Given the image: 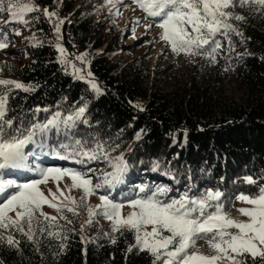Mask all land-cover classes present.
<instances>
[{
	"label": "trees",
	"instance_id": "16d2710c",
	"mask_svg": "<svg viewBox=\"0 0 264 264\" xmlns=\"http://www.w3.org/2000/svg\"><path fill=\"white\" fill-rule=\"evenodd\" d=\"M34 2L41 8L58 10L61 18H67L62 28V43L69 53H89L90 70L104 94L96 96L84 81L66 74L57 63L56 49L46 43L54 39V33L43 17L28 28L11 23L4 26L9 47L0 50V67L10 68L5 67L0 78L38 87L30 93L17 90L10 97L9 105L14 110L10 116L24 117L27 122L36 107L56 111L58 106L67 114L86 100L91 126L80 125L78 136L89 139L98 136L113 146L119 145L113 155L123 152L131 166L126 186L113 193L117 200L130 195L134 185L141 182L169 184L180 191L191 184L194 191L218 188L225 194V209L229 210L240 193L253 195L258 191L256 185L246 184L243 178L264 176V15L237 7L235 11L246 17V22H238L245 43L233 37L236 47L229 54L225 41V51L214 65L201 57L181 55L185 59L183 63H189L190 71H184L181 77H176L171 89H165L149 85L151 74L141 57L125 60L118 54L121 46L127 48L123 45V35L135 39L140 27L153 23L144 19L138 24L137 19L142 16L131 17L129 11L137 7L133 0H124L127 6L121 7L122 15H129L126 22L121 21L122 15L115 17L106 9L98 12L97 6L103 0ZM142 14L145 16L143 11ZM34 15L37 14H29L28 18ZM8 19L7 12L0 14V23ZM16 28L21 30V36L13 34ZM142 30L139 33L146 37ZM157 30L154 26L153 31ZM32 33L45 41L44 46L33 47L25 41ZM246 50L251 55L243 59L236 55ZM134 104H141L145 110L139 111ZM48 115L41 112L39 119L43 121ZM141 130L142 138L136 140ZM55 160L41 158L43 166ZM153 161L160 162V172L151 171ZM88 167L95 168L97 173L107 169L104 162H94ZM169 169L176 181L162 175ZM24 177L38 178L34 173H24ZM93 179L96 181V177ZM260 183L264 184V180ZM79 211L78 219L64 212L74 220L69 227L76 230L69 233L63 253L57 241L40 237L39 233L38 251L16 233V238L21 240L19 250L0 244V264H152L146 253L135 249L127 253L128 245L134 243L131 233L119 236L115 245L103 237L101 233L109 231L110 224L105 225L102 218L86 233L87 237H97L96 241L85 244L80 239V224L87 219V213L83 208ZM55 215H58L56 210ZM256 264L264 262L257 260Z\"/></svg>",
	"mask_w": 264,
	"mask_h": 264
},
{
	"label": "snow or ice",
	"instance_id": "6c2138e0",
	"mask_svg": "<svg viewBox=\"0 0 264 264\" xmlns=\"http://www.w3.org/2000/svg\"><path fill=\"white\" fill-rule=\"evenodd\" d=\"M133 3L143 11L144 19L153 22L145 25V31L158 27L161 30L158 39L170 47L173 54L201 57L213 65L225 51V41L229 54L236 47L233 37H238L241 44L245 43L238 22H246V17L235 11L237 7L250 8L264 15V0H133ZM126 6L124 0H103L96 10L106 9L118 17L122 15L121 7ZM5 12L9 19L0 23V50L7 49L10 44L4 26L18 23L28 28L43 17L54 33L55 38L46 43L56 49L57 63L66 74L84 81L96 96L104 94L90 70L89 53L73 54L64 47L62 28L67 18H61L58 10L41 8L34 0H0V14ZM33 13L37 15L28 18ZM112 22L116 23V20ZM12 32L15 36L22 35L19 28ZM25 41L33 47L45 44L36 33L25 37ZM236 55L243 59L251 53L246 50ZM5 67L10 68L4 65L0 72ZM37 87L0 78V244L19 250L21 240L15 235L19 233L38 251L39 233L40 237L57 241L63 253L69 233L76 230L69 227L74 220L64 212L66 210L78 219L79 210L83 208L87 219L80 224L81 241L85 244L96 241L97 237H87L86 233L102 218L110 223V230L101 233L103 237L115 245L119 236L131 233L134 243L128 245L127 253L134 249L146 253L152 258V264L264 262V184L260 183L264 176L243 178L246 184L256 185L258 191L253 195L240 193L236 196L237 200L249 205L239 209L248 218L241 221L228 214L225 194L218 188L194 191L195 186L190 184L180 191L169 184L141 182L134 185L130 195L117 200L113 193L126 186L131 166L123 152L113 155L119 145L113 146L98 136L91 139L78 136L80 125L91 126L86 100L67 114L59 106L56 111L50 107H36L32 110V119L27 122L24 117L9 115L14 111L9 105L10 97L17 90L30 93ZM133 106L139 111L145 110L141 104ZM41 112L49 113L43 121L39 119ZM142 135L143 130L137 132L135 139L140 140ZM42 157L81 167L43 166ZM94 162H104L107 169L97 173L95 168L88 167ZM151 171H161L159 161H153ZM24 173H34L38 178L24 182L12 178ZM162 175L176 181L170 169ZM65 179L71 183L61 188ZM50 180L56 184V191L48 189L45 194L40 186ZM73 189L81 191L79 199L70 195ZM92 196L98 197L100 202L91 204ZM44 205L55 209L58 215L45 213ZM125 208L129 209L127 213ZM200 239L207 242L208 251L214 254H205L196 247Z\"/></svg>",
	"mask_w": 264,
	"mask_h": 264
},
{
	"label": "rangeland",
	"instance_id": "374dc122",
	"mask_svg": "<svg viewBox=\"0 0 264 264\" xmlns=\"http://www.w3.org/2000/svg\"><path fill=\"white\" fill-rule=\"evenodd\" d=\"M142 11L139 10L137 7H133L129 11L131 14V17H134L133 15H136V18L138 16H142L140 18V22H143L144 15H140ZM130 19L129 15L124 13L121 16V21L126 22V20ZM140 22L138 24H140ZM146 24H149L148 22ZM140 27L136 32V38L134 39L130 35H123V45H126L124 47L119 49V56L122 59H128V58H138L141 57V60L144 61L145 66L148 67V70L150 71V81L149 85L153 88H165V89H171V86L175 80H177L176 77H181L184 71H190V68L188 65L184 64V58H182L181 55L177 56L172 53L170 47H168L163 41H160L158 39V34L160 33V29L157 31L154 30V26L148 31H145V28ZM142 30L144 31V35L146 34V37H142L143 34L139 33ZM156 34H155V33ZM155 34V35H154ZM138 35V36H137ZM142 37V38H141ZM55 38V37H54ZM141 40V41H140ZM145 43L143 46H140L141 43ZM128 54V56L126 55ZM130 55V57H129ZM78 66H80V62H76ZM54 166V165H52ZM95 182V181H94ZM71 181L68 179H65L63 182H61L60 187L64 188L65 184H70ZM42 190L45 192V194L48 193V189H51L53 192L56 191V184L53 181H49L46 185L40 186ZM81 191L73 189L70 193L71 196L76 197L79 199L81 196ZM91 204H98L100 201L98 197L92 196L89 201ZM249 207L248 204L241 202L239 200H235L233 207L229 210H226L228 214L238 220H247L248 218L243 216L239 209ZM43 211L45 213H48L49 215H54L55 210L53 208L48 207L47 205H44ZM129 211L128 208L124 209V212L127 213ZM110 224L108 221L105 222V225ZM196 247L199 249H202L205 254H214L210 253L208 251V245L207 242L203 239H200L196 242ZM221 264H227V261H222Z\"/></svg>",
	"mask_w": 264,
	"mask_h": 264
},
{
	"label": "clouds",
	"instance_id": "9594fccd",
	"mask_svg": "<svg viewBox=\"0 0 264 264\" xmlns=\"http://www.w3.org/2000/svg\"><path fill=\"white\" fill-rule=\"evenodd\" d=\"M96 182V181H95ZM104 222H106L107 220L103 219Z\"/></svg>",
	"mask_w": 264,
	"mask_h": 264
}]
</instances>
